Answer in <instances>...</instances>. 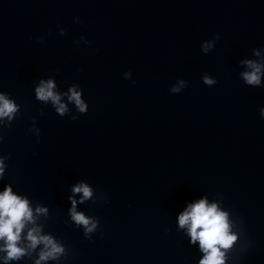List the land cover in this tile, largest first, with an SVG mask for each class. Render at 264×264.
<instances>
[{
  "label": "water",
  "instance_id": "obj_1",
  "mask_svg": "<svg viewBox=\"0 0 264 264\" xmlns=\"http://www.w3.org/2000/svg\"><path fill=\"white\" fill-rule=\"evenodd\" d=\"M244 59L264 63V0H0V91L19 109L11 128L0 121L10 157L0 192L11 184L34 215L48 209L37 223L68 250L61 264H199L178 216L204 198L234 223L225 264H264V87L242 80ZM48 78L61 93L79 84L87 114L67 96L75 121L38 101L34 85ZM180 78L188 87L170 93ZM81 181L106 196L74 197L100 221L91 240L68 213Z\"/></svg>",
  "mask_w": 264,
  "mask_h": 264
},
{
  "label": "clouds",
  "instance_id": "obj_2",
  "mask_svg": "<svg viewBox=\"0 0 264 264\" xmlns=\"http://www.w3.org/2000/svg\"><path fill=\"white\" fill-rule=\"evenodd\" d=\"M76 22H80L79 17ZM59 34L64 36L67 29L63 26H58ZM50 34V33H49ZM220 39V35L215 34V40L204 41L201 45L203 53L207 54L216 46L215 41ZM83 41L86 45H91L93 42L81 37L76 43L79 45ZM38 43L44 42V37L37 38ZM255 56H259L258 50L254 51ZM240 63L245 65L249 71L240 73V77L246 85L251 87H264L261 84V76L264 75V63L254 59H244ZM124 78L132 80L131 71L124 73ZM203 83L209 87L217 84V80L211 78L208 74L203 76ZM177 85H172L169 89L170 93H181L188 87V81L180 78ZM135 84L137 81L132 80ZM57 84L52 78L39 79L34 85L35 97L38 101L44 104L51 103L55 112L61 117L71 115L73 121L79 119L77 115H72L68 104L62 102V96H67L70 103H73L75 109L80 114H87L89 104L82 98L83 89L79 84L69 86L67 92H59L56 90ZM10 94L0 91V121L6 118L5 127L11 128L12 122L15 119L19 109L14 100L9 99ZM41 110V115H43ZM260 114L264 117V108L260 109ZM30 132H34L39 138L41 135L40 128L35 126ZM3 136H0V144L3 143ZM10 157L0 155V180L4 179L5 168L8 165L5 161ZM73 195L68 199L71 201L69 209L70 221L77 228L83 229L84 236L91 240L92 233L96 232L100 221L98 218L86 215L83 211H77L76 205L78 201L74 198L76 194H82L79 200L80 204H85L91 201L93 204L106 202L105 193L102 191L97 197H93V189L88 183L83 181L72 186ZM48 209L39 205L33 209L29 206V199L26 195H17L13 192L11 184L5 187L3 192H0V261L3 264H10L13 261H21L24 258L33 261V264H45L52 261L56 264H61V260L69 257V252L65 245L52 234H41L43 227L37 223V218L40 215L47 216ZM178 224L180 229H186L187 235L190 237V244L196 245L199 242V251L204 253L199 264H225V254L221 249L233 250V244L236 243L238 237L231 231L234 226L229 223L228 213L222 211L217 203L209 204L207 198L199 199L196 203L189 204L188 207L179 214ZM22 236V233H25ZM39 247V250L38 249ZM232 257L230 256V259Z\"/></svg>",
  "mask_w": 264,
  "mask_h": 264
}]
</instances>
